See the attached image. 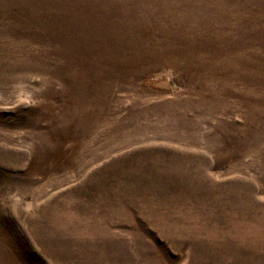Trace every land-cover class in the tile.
Returning <instances> with one entry per match:
<instances>
[{
	"label": "rangeland",
	"instance_id": "rangeland-1",
	"mask_svg": "<svg viewBox=\"0 0 264 264\" xmlns=\"http://www.w3.org/2000/svg\"><path fill=\"white\" fill-rule=\"evenodd\" d=\"M0 264H264V0H0Z\"/></svg>",
	"mask_w": 264,
	"mask_h": 264
}]
</instances>
